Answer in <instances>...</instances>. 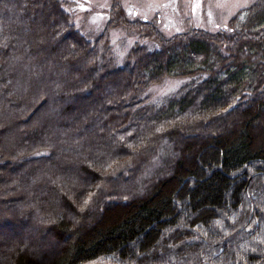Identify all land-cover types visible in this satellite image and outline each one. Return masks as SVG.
Returning <instances> with one entry per match:
<instances>
[{
	"label": "trees",
	"instance_id": "1",
	"mask_svg": "<svg viewBox=\"0 0 264 264\" xmlns=\"http://www.w3.org/2000/svg\"><path fill=\"white\" fill-rule=\"evenodd\" d=\"M69 4L0 0V227L36 232L0 264H264V0L168 37L111 0L93 39Z\"/></svg>",
	"mask_w": 264,
	"mask_h": 264
},
{
	"label": "rangeland",
	"instance_id": "2",
	"mask_svg": "<svg viewBox=\"0 0 264 264\" xmlns=\"http://www.w3.org/2000/svg\"><path fill=\"white\" fill-rule=\"evenodd\" d=\"M68 9L72 14L75 27L87 38H95L104 28L109 19L111 0H68ZM253 0H120L122 10L127 19L152 20L164 36L185 31L193 27H200L208 31H216L227 24L229 18L240 8L247 6ZM110 44L116 61L122 64L128 50L135 44L157 47L152 39H142L135 31H127L123 27H115L109 33ZM98 74V71H95ZM191 78H164L150 88L151 101L158 100L168 93H173L185 80ZM185 83V82H184ZM92 94L95 90L91 88ZM91 98L90 96H88ZM48 107V104L46 105ZM98 131L102 129L98 127ZM10 139L15 142L14 134L10 132ZM36 136H41L37 134ZM61 151V150H60ZM63 151V150H62ZM50 167L47 161L38 165V170ZM20 172H15L19 176ZM116 198V197H114ZM6 208L10 205H6ZM26 219L23 225L0 227L7 235H14L21 231L28 240H34L35 230ZM47 235V234H46ZM16 237H14L15 239ZM48 238V237H46ZM13 239V240H14Z\"/></svg>",
	"mask_w": 264,
	"mask_h": 264
},
{
	"label": "water",
	"instance_id": "3",
	"mask_svg": "<svg viewBox=\"0 0 264 264\" xmlns=\"http://www.w3.org/2000/svg\"><path fill=\"white\" fill-rule=\"evenodd\" d=\"M81 264H107V263L93 261V262H86V263H81Z\"/></svg>",
	"mask_w": 264,
	"mask_h": 264
}]
</instances>
